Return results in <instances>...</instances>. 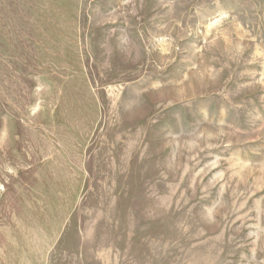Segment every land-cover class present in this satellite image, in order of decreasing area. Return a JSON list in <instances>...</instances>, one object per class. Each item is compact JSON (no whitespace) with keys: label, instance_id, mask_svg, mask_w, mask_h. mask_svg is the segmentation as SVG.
I'll use <instances>...</instances> for the list:
<instances>
[{"label":"rangeland","instance_id":"rangeland-1","mask_svg":"<svg viewBox=\"0 0 264 264\" xmlns=\"http://www.w3.org/2000/svg\"><path fill=\"white\" fill-rule=\"evenodd\" d=\"M0 264H264V0H0Z\"/></svg>","mask_w":264,"mask_h":264}]
</instances>
